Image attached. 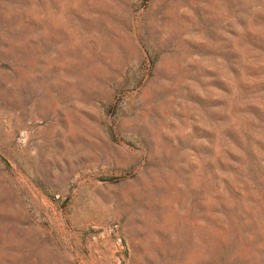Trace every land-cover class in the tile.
Returning a JSON list of instances; mask_svg holds the SVG:
<instances>
[{"label": "rangeland", "instance_id": "1", "mask_svg": "<svg viewBox=\"0 0 264 264\" xmlns=\"http://www.w3.org/2000/svg\"><path fill=\"white\" fill-rule=\"evenodd\" d=\"M0 264H264V0H0Z\"/></svg>", "mask_w": 264, "mask_h": 264}, {"label": "bare ground", "instance_id": "2", "mask_svg": "<svg viewBox=\"0 0 264 264\" xmlns=\"http://www.w3.org/2000/svg\"><path fill=\"white\" fill-rule=\"evenodd\" d=\"M118 259V258H117Z\"/></svg>", "mask_w": 264, "mask_h": 264}]
</instances>
